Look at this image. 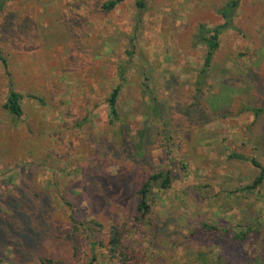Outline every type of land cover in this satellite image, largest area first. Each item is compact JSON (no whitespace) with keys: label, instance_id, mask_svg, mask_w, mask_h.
Returning <instances> with one entry per match:
<instances>
[{"label":"rangeland","instance_id":"obj_1","mask_svg":"<svg viewBox=\"0 0 264 264\" xmlns=\"http://www.w3.org/2000/svg\"><path fill=\"white\" fill-rule=\"evenodd\" d=\"M105 1L12 0L0 12V48L8 59V68L0 61V195L17 198L23 187L48 194L56 231L47 230L29 251L6 243L0 264H38V254L82 264L86 246L76 255L60 232L69 223V193L83 197L91 217L108 227L129 218L135 189L128 182L121 195L88 176L168 166L176 177L170 188L156 189L153 217L172 236L134 237L146 264H223L220 249L187 234L203 220H252L264 238V183L251 194L230 193L259 170L229 158L236 151L264 165V113L255 119L246 110L264 106V0H241L236 28L220 36L201 100L195 84L206 48L195 34L201 23H222L217 9L229 0H147L145 9L124 0L109 12ZM121 64L128 69L120 120L111 124L107 99ZM10 81L24 94L20 118L3 107ZM96 194L109 202L89 205L86 195ZM5 203L4 218L11 213ZM248 258L264 264V249Z\"/></svg>","mask_w":264,"mask_h":264},{"label":"trees","instance_id":"obj_2","mask_svg":"<svg viewBox=\"0 0 264 264\" xmlns=\"http://www.w3.org/2000/svg\"><path fill=\"white\" fill-rule=\"evenodd\" d=\"M9 1L12 0H0V12L5 9ZM122 1L124 0H106L101 7L104 11L109 12ZM240 4L241 0H229L217 9V12L223 19L222 23L214 26L201 23L197 27L195 34L196 41L203 44L206 50L203 65L196 79V100H201L200 95L211 76L212 66L220 48L221 34L226 29L236 28L235 20ZM147 5V0H136V6L140 9H145ZM128 53L131 54L132 52L128 50ZM0 61L5 68H8V59L1 48ZM127 69L128 66L124 64L120 65V82L113 88L107 99L110 108L111 124L120 120L118 101L126 81ZM145 84L147 85V83ZM32 96L43 102L40 97L36 95ZM23 98L24 94L16 89L13 81H10L3 105L4 109L15 118H20L23 115ZM154 102L153 108L156 111L158 109L157 101L155 100ZM194 105L196 106V104ZM246 110L252 111L255 119H257L264 113V106L249 107ZM195 112H200L199 107H195ZM229 158L250 160L259 170L251 183L230 191L232 195L237 192L251 194L264 183V165L260 161L236 151L230 152ZM175 177L176 173L172 166L158 170L149 169L142 174H138V171L134 169L120 176L118 173H115L114 176H106L105 174L89 175L88 179L92 183L97 181L103 183L104 186L108 184L109 188L112 187L121 195L128 193L126 187L129 182L132 188L135 189L134 195L131 196V215L122 222L119 220L113 221L110 226L106 227L104 222L95 217L96 214L91 217V208L93 206L83 205V197L72 192L69 193V200L67 199L64 202L70 211L69 223L62 225V228L61 226H57V231L59 232L60 228L62 229L60 232L64 233L66 240L72 244L76 255L82 249V246H86V258L82 261V264H146L147 252L134 237L157 238L160 233H164L167 239H170L169 235L172 236V233L167 231V229L160 227L158 230L156 228L153 217V197L157 194L156 189L166 190L170 188ZM23 189L25 194H21L17 198L12 197L7 192H2L0 195V202L5 201L6 208H11V213H6L5 218L3 216L0 217V250H2V247L6 243L10 242L17 249L29 251L37 239L46 235L45 232L47 230L48 232L55 231L51 228V222L49 221L55 208L49 195L39 190L28 188L26 190L25 187ZM85 193L87 192L85 191ZM106 196L96 194V199L94 196L86 195L89 205H94L95 202L103 205L107 204L109 201L106 199ZM21 197H25V199ZM38 222L41 225H46L47 229H45L46 227L42 228ZM261 231L259 223H252V220L238 222L235 225L203 220L197 227L194 226L191 231H188L187 237L193 236L206 240L208 244L213 246V252L215 249H220V253L217 256L222 258L223 264H233L237 260L242 264H249L248 255L250 252L257 251V248L260 250L264 249V241L261 242V239L264 240V238L260 237ZM149 243H151V239ZM37 263L65 264V261L38 254Z\"/></svg>","mask_w":264,"mask_h":264}]
</instances>
